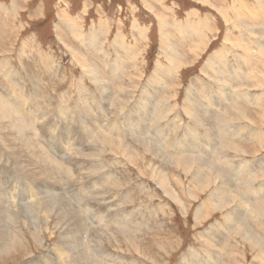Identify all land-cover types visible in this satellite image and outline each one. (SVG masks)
Segmentation results:
<instances>
[{
	"label": "rangeland",
	"instance_id": "1",
	"mask_svg": "<svg viewBox=\"0 0 264 264\" xmlns=\"http://www.w3.org/2000/svg\"><path fill=\"white\" fill-rule=\"evenodd\" d=\"M257 7L256 0H0V99L15 111L0 114V231L17 237L0 247V264H86L91 256L95 264H264ZM17 117L50 156L73 158L70 176L45 180L46 162L37 164L20 142ZM49 190L60 194L63 214L58 204L49 213L37 208L42 195L32 202ZM80 198L92 202L90 213Z\"/></svg>",
	"mask_w": 264,
	"mask_h": 264
},
{
	"label": "bare ground",
	"instance_id": "2",
	"mask_svg": "<svg viewBox=\"0 0 264 264\" xmlns=\"http://www.w3.org/2000/svg\"><path fill=\"white\" fill-rule=\"evenodd\" d=\"M257 1V4L259 3V7H257V9L259 10V12H263V10H264V0H256ZM257 10V11H258ZM219 11V10H218ZM260 14V13H259ZM71 24H73L72 22H71ZM256 28V27H255ZM95 30V29H94ZM246 31H248V32H250V36H252L253 34H255V30L254 29H252V28H250V29H246ZM77 34H78V30L77 31H75ZM94 35V34H93ZM106 35V34H105ZM91 35H89V36H87V38H85L86 40V42L88 41L87 39H89V40H91ZM255 39V42H256V46H257V48H258V50L261 52V54H260V56H261V59H263L264 60V47H263V44L258 40V39H256V38H254ZM92 41V40H91ZM90 41V42H91ZM93 41H95V39L93 40ZM89 42V43H90ZM90 44H92V43H90ZM94 45H96L95 43H93ZM92 44V45H93ZM123 47H127L128 48V46H126V45H124L123 44ZM132 48V47H131ZM194 48V47H193ZM198 48V47H197ZM136 49V48H135ZM196 49V48H195ZM163 50V49H162ZM247 54V53H246ZM248 58H249V54H248ZM248 61V60H247ZM81 62V61H80ZM83 62V61H82ZM181 62H182V60H181ZM241 62L242 63H245L246 62V60H241ZM255 64H256V62H255ZM83 66H84V68L87 70V72L90 74V77L91 76H93V78H94V80H96L95 78L96 77H98V76H95V71H97V70H95L94 69V67L92 66V65H88V64H86V63H84V64H82ZM0 66H1V63H0ZM90 66H92V67H90ZM263 71H264V65H262V68H261ZM97 73V72H96ZM260 74V73H259ZM258 74V75H259ZM217 75V74H216ZM260 78V77H259ZM217 81V80H216ZM222 83V82H221ZM215 90V89H214ZM122 91V90H121ZM264 95V94H263ZM108 104V103H107ZM85 105V104H84ZM160 107V106H159ZM154 109V108H153ZM243 109V108H242ZM15 111H14V109H13V107H12V103H10L9 101H6V100H3V99H0V114H4L5 115V113L7 114V116H8V118H10L11 116H12V113H14ZM241 112V111H240ZM158 113H160L159 111H158ZM161 113H162V111H161ZM244 113V112H243ZM18 114H20V113H18ZM248 114V113H247ZM47 115V114H46ZM239 116V115H238ZM130 118V117H129ZM17 121H15V125H14V127H15V129H16V131H17V134H18V136H19V139H20V142L22 143V144H30L31 145V147H32V155H33V157H34V159L37 161V164L38 163H40L41 161H43V162H46V164L44 165L43 164V166H42V174H43V177L44 178H46L45 180H47L48 182H52V180L54 179V178H56V177H59L60 178V181H61V179H64V175L65 176H67V175H69L70 174V170L68 169V167L66 166L67 164H69V163H71L72 162V160H73V158L72 157H69L68 155H66V156H64V154H58L57 156H58V159L56 160L55 158H53L52 156H50L49 155V152L46 150V148H43V145H42V143H41V139L39 140V133L37 132V130L36 129H30V131H28V129L26 128V126H25V123H24V121L22 120V119H20V118H18L17 117ZM238 120V119H237ZM34 121H35V119H34ZM17 122V123H16ZM36 122V121H35ZM3 124V123H2ZM1 124V125H2ZM250 124H252V123H250ZM253 125V124H252ZM36 126H34V128H35ZM102 127V126H101ZM264 127V126H263ZM3 128V127H2ZM1 130V129H0ZM6 130H7V128H6ZM1 132H2V130H1ZM28 132H29V134H28ZM4 133V132H3ZM29 135H31L32 137H30ZM104 136V135H103ZM87 137V136H86ZM9 140V139H8ZM108 140V139H107ZM47 140H46V138H43V143H45ZM99 141V140H98ZM111 142H112V140H110ZM96 142V141H95ZM98 143H100V142H98ZM104 143V142H103ZM106 143V142H105ZM94 144V143H93ZM95 145H97V144H95ZM110 145V144H109ZM96 148V147H95ZM11 150V149H10ZM13 150H14V148H13ZM150 149H149V147H148V150H146V151H149ZM14 151H16V150H14ZM155 151L156 152H158L159 154H164V152H163V150L162 149H159L158 147H156V149H155ZM234 151H236L237 152V150H234ZM17 152H18V150H17ZM14 153H16V152H14ZM220 153L221 154H223V149H221V151H220ZM235 153V152H234ZM238 153H240V152H238ZM13 154V153H12ZM17 155V154H16ZM19 155V154H18ZM155 155V154H154ZM21 157V156H20ZM19 157V158H20ZM24 157V156H23ZM159 157V156H158ZM161 157V156H160ZM131 158V157H130ZM153 159H155V157L153 158ZM164 159V158H163ZM157 161V160H156ZM43 162H41V163H43ZM75 162V161H74ZM164 162V161H163ZM173 162V161H172ZM171 162V163H172ZM166 163L167 164H170V162H167L166 161ZM177 166H179L180 165V163L176 160V163H175ZM190 165H191V163H190ZM198 165V164H197ZM168 166V165H167ZM192 166V165H191ZM184 167L187 169V167H189V160H187L186 162H185V164H184ZM76 168H78V167H76ZM180 168V167H179ZM181 168H182V166H181ZM194 168V167H193ZM192 168V169H193ZM78 170H80V169H78ZM205 170V169H204ZM208 170V169H207ZM211 170V169H210ZM26 171V170H25ZM206 171V170H205ZM155 172V171H154ZM153 172V173H154ZM207 172V171H206ZM209 172H211V171H209ZM73 173V172H72ZM93 173V172H92ZM207 174V173H206ZM213 173H211V175H212ZM90 175V174H89ZM94 175V174H93ZM95 175H98V174H96L95 173ZM219 176H220V174H218ZM70 176V175H69ZM152 176V175H151ZM213 176V175H212ZM212 176H210V177H212ZM214 176H216V175H214ZM208 177H209V175H208ZM166 178V177H165ZM181 179V178H180ZM199 179V178H198ZM213 179V178H212ZM221 179V178H220ZM166 180H167V178H166ZM217 180H219V179H217ZM81 181V180H80ZM162 182H163V180H162ZM168 182H169V180H168ZM209 182V181H208ZM208 182H201L202 183V186H204V188L205 187H208L209 185L207 184ZM214 182H216V180L214 181ZM79 183H81V182H79ZM162 186V185H161ZM164 186V185H163ZM100 187H97V188H93V190H91V192H90V194H91V196L92 197H94L95 198V195H94V193H95V191H97L98 189H99ZM30 191H31V189H30ZM31 193H32V191H31ZM76 193V192H75ZM88 193V192H87ZM213 193V192H212ZM221 194L224 196V194H225V192H221ZM42 195V199H44V200H42L41 201V203H38V206H36L37 208H45V210H46V213H49V212H51V210H52V207H54L55 205H57L58 207H59V209H58V213H61V214H63V212H62V208H61V205H64V201L62 200V198H61V196H60V194L59 193H55V192H53V191H46V192H39V194H36V195H32V196H30L31 198H34V200H32V202H34V204H37V199H38V196H41ZM172 196V195H171ZM238 197H241V195L240 194H238V196H237V198ZM83 198H85V197H83ZM227 198L226 197H224V200H219V202H221V201H225ZM228 199L229 200H231V197L229 196L228 197ZM86 201V199H79V202L78 203H80V205L79 206H83L85 209H86V207L88 206V209H86V211H84L85 212V215L87 214V213H90V209H91V207H89L90 205H92V202H90V201H87V202H85ZM176 201V200H175ZM53 202H55V204L53 203ZM65 202L67 203V200H65ZM83 202H85L84 204H83ZM70 203V201H68V204ZM33 204V205H34ZM42 204V205H41ZM70 205V204H69ZM210 205H212V204H210ZM35 206V205H34ZM71 206V205H70ZM216 206V205H215ZM28 207V206H27ZM199 208L200 209H198L197 211L199 212V213H201L202 215L204 214V213H206L207 212V210H206V208H209V205H208V203H204V204H201L200 206H199ZM36 209V208H35ZM66 209V208H65ZM210 209V208H209ZM81 210V209H80ZM40 211V210H39ZM43 211V210H42ZM55 212V211H54ZM75 212V211H74ZM81 212V211H80ZM40 213V212H39ZM169 213V212H168ZM233 213H234V210H233ZM14 215H15V213H13ZM18 214V213H17ZM38 214V213H37ZM74 214H77V212H75ZM21 215V214H20ZM40 215V214H39ZM78 215H79V213H78ZM1 216V215H0ZM16 216V215H15ZM47 216V215H46ZM49 216V215H48ZM69 216V215H68ZM21 217V216H20ZM26 217V216H25ZM22 218V217H21ZM59 218V217H58ZM70 218V217H69ZM46 219L48 220V217H46ZM229 220L230 219H228L227 220V222H229ZM3 222H4V219L3 218H0V226L1 225H3ZM31 222V221H30ZM75 223V222H74ZM79 223V230H82V231H84V229H85V225L84 224H80V222H78ZM126 224V223H125ZM261 224V223H260ZM34 225V224H33ZM34 226H37V225H34ZM64 226V225H63ZM173 227V226H172ZM241 230H243V229H241ZM82 231H80V232H82ZM98 234V233H97ZM114 235V234H113ZM116 235V234H115ZM17 237L14 235V233L13 232H11V231H8V230H1L0 231V247H2V246H6L7 245V242H14L15 241V239H16ZM97 238V237H96ZM95 238V239H96ZM100 238V237H99ZM129 239V238H128ZM132 239V238H131ZM130 239V240H131ZM77 242H78V238H76L75 239ZM97 240H98V238H97ZM110 240V239H109ZM118 240V239H117ZM94 241V240H93ZM106 241V240H105ZM105 241H103V242H105ZM126 241H128L127 239H126ZM76 242V243H77ZM91 242V241H90ZM107 242V241H106ZM73 243V242H72ZM10 246H14V243L12 244V245H10ZM101 246V245H100ZM74 247V246H73ZM80 247H81V245H80ZM262 247V246H261ZM65 250V249H64ZM258 250V249H257ZM83 252V251H82ZM262 255H264V251H262ZM84 256V255H83ZM85 257V256H84ZM84 257H82V258H84ZM260 257H261V253H260ZM60 258V257H59ZM85 259H87V258H85ZM262 260V259H261ZM76 262H78V260L76 261ZM80 263V262H79ZM75 264V263H74ZM81 264V263H80ZM86 264H95L94 262H93V260H92V256H91V258H90V260L86 263ZM97 264H99V262H97Z\"/></svg>",
	"mask_w": 264,
	"mask_h": 264
},
{
	"label": "crops",
	"instance_id": "3",
	"mask_svg": "<svg viewBox=\"0 0 264 264\" xmlns=\"http://www.w3.org/2000/svg\"><path fill=\"white\" fill-rule=\"evenodd\" d=\"M227 201L229 202V200L227 199ZM226 201H221V208H223V205L225 204ZM260 208L256 207V210H259Z\"/></svg>",
	"mask_w": 264,
	"mask_h": 264
}]
</instances>
